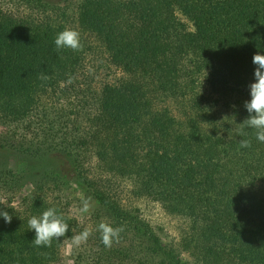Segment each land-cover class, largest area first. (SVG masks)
<instances>
[{
    "label": "trees",
    "instance_id": "obj_1",
    "mask_svg": "<svg viewBox=\"0 0 264 264\" xmlns=\"http://www.w3.org/2000/svg\"><path fill=\"white\" fill-rule=\"evenodd\" d=\"M0 3V210L12 215L0 217V264H264V143L241 125L252 58L264 55V0ZM66 28L81 50L56 49ZM108 66L119 75L99 80ZM51 154L68 159L84 198L42 165ZM122 182L183 217L182 242H163L124 203ZM48 208L69 232L36 247L28 221ZM102 222L124 229L111 248Z\"/></svg>",
    "mask_w": 264,
    "mask_h": 264
},
{
    "label": "clouds",
    "instance_id": "obj_2",
    "mask_svg": "<svg viewBox=\"0 0 264 264\" xmlns=\"http://www.w3.org/2000/svg\"><path fill=\"white\" fill-rule=\"evenodd\" d=\"M56 49H70L79 51L82 48L80 33L74 29L66 28L58 33L55 40ZM253 64L256 66L254 71V81L249 85L250 100L244 104L249 116L241 124L255 131V138L258 142L264 143V55L255 54L252 58ZM245 133L241 132V135ZM241 148L251 147V141L240 140ZM92 198L88 197L81 201L82 207L79 209L81 214L91 211ZM0 217L8 224L12 222V215L8 211L0 210ZM31 230L35 231V238L32 241L36 247H51L52 241H60L68 232L69 225L65 222L62 215L57 213L55 208H48L37 217L33 216L28 221ZM123 227H113L108 223H100L97 231L100 233L101 243L106 248H111L114 243H119ZM92 232L85 229L80 234L73 237L75 244L85 243Z\"/></svg>",
    "mask_w": 264,
    "mask_h": 264
},
{
    "label": "rangeland",
    "instance_id": "obj_3",
    "mask_svg": "<svg viewBox=\"0 0 264 264\" xmlns=\"http://www.w3.org/2000/svg\"><path fill=\"white\" fill-rule=\"evenodd\" d=\"M45 1H47L50 4L59 3L63 5L64 2L67 0H45ZM13 4L5 1V5L8 8H11V9H14L20 12L23 11L24 8L22 6L21 7L13 6ZM4 9H7V8H4ZM90 59H93L92 56L87 57V63H88V60ZM99 63L100 62H98V65ZM86 67L88 68V64H86ZM108 67L109 68H106V69L104 68L98 73L99 80H104L106 77H108L106 79L110 80L111 78L113 79L114 77L119 75V72L114 67H111V66H108ZM167 107L171 108V111L175 113V115L180 116L179 110L181 106H178L176 103H173L170 100L167 103ZM8 158L12 164H16L17 160L15 156H13L12 154H9ZM42 165L47 166L51 170L64 175L69 185L71 186L72 195L79 197V198L85 197L86 189L84 185L80 181H78L76 177L74 176L72 168L68 162V159L64 155L51 154L47 157L46 161ZM121 188H122V193L120 191V188H119V193L122 199H124V203L130 206L137 207L140 211L141 216L146 221H148L160 233L163 242L171 243L174 241L177 244L179 242H182L181 240L182 238L185 237V234L188 228L187 222L183 217L168 214L158 202H155L153 200L146 199V198L138 199V198L132 197L130 193H128V188H129L128 183L126 184L122 182ZM30 189H31V186L26 185L22 189L21 194L19 195L18 198H20ZM67 254H68V250L66 249L63 255L66 256ZM182 258L184 261H187V260L193 261L191 254L189 252H185L184 250H182Z\"/></svg>",
    "mask_w": 264,
    "mask_h": 264
}]
</instances>
